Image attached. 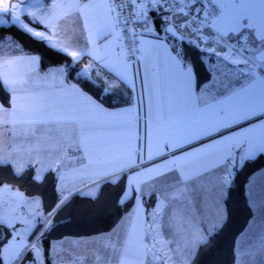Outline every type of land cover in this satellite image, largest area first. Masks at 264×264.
I'll return each instance as SVG.
<instances>
[{
    "label": "snow or ice",
    "instance_id": "1",
    "mask_svg": "<svg viewBox=\"0 0 264 264\" xmlns=\"http://www.w3.org/2000/svg\"><path fill=\"white\" fill-rule=\"evenodd\" d=\"M0 88V264H202L264 156V0L4 3ZM108 189L98 247H45L53 217ZM248 193L232 264H264V176Z\"/></svg>",
    "mask_w": 264,
    "mask_h": 264
},
{
    "label": "trees",
    "instance_id": "2",
    "mask_svg": "<svg viewBox=\"0 0 264 264\" xmlns=\"http://www.w3.org/2000/svg\"><path fill=\"white\" fill-rule=\"evenodd\" d=\"M4 34L17 35L15 30ZM7 52V46H5V54ZM190 55L195 59L197 54L190 52ZM46 63H55V61L50 57H46ZM3 97L4 92L0 88V98ZM263 167L264 156H261L254 162L247 164L242 170H238L233 190L228 200L230 217L228 227L217 237L213 252L208 256H201L202 264H232L233 239L246 228L252 216L246 194V184L250 176ZM29 191H32V189H29ZM39 192L42 193L43 200L41 208L46 213L56 201L51 182L41 187ZM114 197L115 190L108 189L101 201L95 205L79 197L75 198L68 209L52 218L53 226L46 237L45 247H47L49 242L58 238L88 237L108 232L117 218V213L111 204V200ZM149 203L151 204L152 201Z\"/></svg>",
    "mask_w": 264,
    "mask_h": 264
},
{
    "label": "crops",
    "instance_id": "3",
    "mask_svg": "<svg viewBox=\"0 0 264 264\" xmlns=\"http://www.w3.org/2000/svg\"><path fill=\"white\" fill-rule=\"evenodd\" d=\"M260 176H264V167L261 168L260 170H258L257 172L253 173L250 176V178L246 184V194H247V199H248L249 204H250V197H249V193H248V188L250 186V181H252L253 179H258ZM211 180H212V178L210 177L207 181H205V183H209ZM257 191H259V187L257 188ZM143 211L144 210L142 209L141 212L143 213ZM200 211H202L203 214L207 216L212 211V209L210 208V206L205 207L202 205V208ZM200 211L193 209V213L197 215L198 220L200 217ZM248 226H249V223L246 227H248ZM104 233H107V232H104ZM65 238H67V239L64 242V244L68 245V246L80 245V244H85V243L97 244V243H94V241L96 240V235L88 236V237H65ZM252 238L255 239V236H253ZM244 246L247 247V243H245Z\"/></svg>",
    "mask_w": 264,
    "mask_h": 264
},
{
    "label": "rangeland",
    "instance_id": "4",
    "mask_svg": "<svg viewBox=\"0 0 264 264\" xmlns=\"http://www.w3.org/2000/svg\"><path fill=\"white\" fill-rule=\"evenodd\" d=\"M4 3H8V4H20L21 0H0V7H2L4 5ZM22 20H25V22H27V19L22 15L21 16ZM30 211V209H29ZM40 212L41 214H44L42 208H40ZM67 238L64 237L63 242L61 241V238L58 239H54L52 240V243H55L57 245L56 247V252H59L61 254V256H63L65 250H69L71 249L73 246H75L76 251L79 252L81 255H86L88 254L90 251L94 250L96 247H98L99 245L97 244H92V243H85V244H80V245H73V246H68L65 245L64 242L66 241ZM61 242L63 243V247H61ZM57 264H63L62 261H57Z\"/></svg>",
    "mask_w": 264,
    "mask_h": 264
}]
</instances>
